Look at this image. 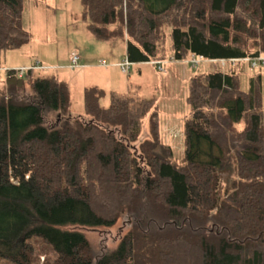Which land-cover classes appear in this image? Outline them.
<instances>
[{
    "label": "trees",
    "instance_id": "16d2710c",
    "mask_svg": "<svg viewBox=\"0 0 264 264\" xmlns=\"http://www.w3.org/2000/svg\"><path fill=\"white\" fill-rule=\"evenodd\" d=\"M82 2L95 37L124 38L131 62L194 54L203 58L192 66L211 63L190 78L185 155L176 163L171 148L155 150L156 96L90 85L85 114H73L56 72L8 68L0 262L51 254V264H264V72L247 59L264 54V0ZM23 10L24 0H0V51L30 41ZM147 115L150 136L141 137ZM229 156L237 172L220 193ZM124 213L131 225L115 247L71 227H109ZM40 242L49 246L42 254Z\"/></svg>",
    "mask_w": 264,
    "mask_h": 264
},
{
    "label": "rangeland",
    "instance_id": "374dc122",
    "mask_svg": "<svg viewBox=\"0 0 264 264\" xmlns=\"http://www.w3.org/2000/svg\"><path fill=\"white\" fill-rule=\"evenodd\" d=\"M23 22L31 32V39L21 47L0 51V79H4L8 68L27 67L40 61L43 67H46L42 69L46 74L56 72L60 78L68 82L73 114H85L84 89L94 84L107 90L115 89L123 92L138 89V92L144 96H156L160 140L155 143V150L161 156H168V149L171 148L172 159L176 163L182 162L185 155L184 122L190 110L187 100L190 78L193 74L210 67L211 63L192 66L170 55L166 59L168 62L163 61L164 70L159 69L154 60L132 62L129 71L125 72L115 62H121L126 58V40L96 38L89 29V18L84 15L82 0H24ZM168 44L172 46L171 38ZM72 50L80 54L81 63L83 57L88 55L94 66L70 67ZM100 57L107 60L108 66H97ZM259 69L262 70V65ZM250 71L254 70L250 69ZM2 82L3 80H0V87ZM103 103L109 104V96L104 98ZM149 116L144 119L141 137L150 136ZM237 149L239 152L241 146L237 145ZM233 155L235 156V152ZM234 156H229L230 158H227L219 168L222 180L220 193L226 186L225 177L231 180L236 175L237 161ZM127 219V213H124L116 224L109 227L80 225L71 227L85 230L92 241L99 246L115 247L131 225L126 223ZM38 248L40 253L41 249L49 250V246L44 242H40ZM50 260L51 254L49 256L42 254L41 258H36L32 264H51ZM0 264L3 262L1 261Z\"/></svg>",
    "mask_w": 264,
    "mask_h": 264
},
{
    "label": "built area",
    "instance_id": "2783aa9c",
    "mask_svg": "<svg viewBox=\"0 0 264 264\" xmlns=\"http://www.w3.org/2000/svg\"><path fill=\"white\" fill-rule=\"evenodd\" d=\"M202 56H198V55H192L189 62H192L193 64H198L201 60H202ZM80 59H81V56L80 54L77 52V51H72L71 52V66L72 67H77L80 65ZM251 61V64L253 66H259L261 63L263 64L264 63V56L262 55H258L256 57H250V58H247ZM101 64L103 65H107V60L106 59H101ZM236 61H238L236 58H233L232 59V62L235 63ZM156 63L158 64V67L159 69H165L164 68V62L163 61H156ZM131 64L132 62L126 57L124 60H122L121 62H119V65H120V68L127 72L129 71L130 67H131ZM34 67H37V68H46V67H43V64L42 62L38 61L34 64ZM25 69L26 67H21L20 70H19V73L20 74H23L25 72Z\"/></svg>",
    "mask_w": 264,
    "mask_h": 264
},
{
    "label": "crops",
    "instance_id": "0c3cea01",
    "mask_svg": "<svg viewBox=\"0 0 264 264\" xmlns=\"http://www.w3.org/2000/svg\"><path fill=\"white\" fill-rule=\"evenodd\" d=\"M72 51H74V50H72ZM71 51V52H72ZM262 56H264V54H262ZM99 58V57H98ZM104 57H100V59H99V65L97 64V66H100V65H102V66H106V65H103V64H101L100 63V60L101 59H103ZM189 60H190V57L189 58H187V59H184V60H182V61H185V62H187V63H189V64H191L190 62H189ZM165 61H167V60H165ZM168 62V61H167ZM166 63V62H165ZM205 63H207V62H205ZM115 64L116 65H119V61L118 62H115ZM96 65V64H95ZM207 65V64H206ZM260 65H262V70L264 71V63L263 64H260ZM259 65V66H260ZM70 67H72L71 66V63H70V65H69ZM89 66H94V64H93V62L92 61H90V58H89V56L88 55H85V58L83 57V60H82V63H81V61H80V65L79 66H77V67H72V68H79V67H82V68H87V67H89ZM108 66V65H107ZM259 66H256L255 68L254 67H252L254 70H259ZM119 67H120V65H119ZM138 70H140L141 71V69L140 68H138ZM86 75V74H85ZM60 76V75H59ZM94 85H98V84H94ZM136 85H138V84H136ZM140 86V85H139Z\"/></svg>",
    "mask_w": 264,
    "mask_h": 264
},
{
    "label": "water",
    "instance_id": "95a60500",
    "mask_svg": "<svg viewBox=\"0 0 264 264\" xmlns=\"http://www.w3.org/2000/svg\"><path fill=\"white\" fill-rule=\"evenodd\" d=\"M225 181L228 182V177H225ZM219 192H221V190L219 189Z\"/></svg>",
    "mask_w": 264,
    "mask_h": 264
}]
</instances>
